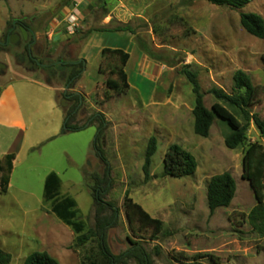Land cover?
<instances>
[{
	"label": "rangeland",
	"instance_id": "obj_1",
	"mask_svg": "<svg viewBox=\"0 0 264 264\" xmlns=\"http://www.w3.org/2000/svg\"><path fill=\"white\" fill-rule=\"evenodd\" d=\"M240 13L264 18V0H252L239 10L203 0H0V37L14 21H21L35 36L34 56L42 64L75 63L80 57L86 63L81 77L68 89V70L34 68L38 73L34 76L26 69L28 63L16 56L20 49L0 53V63L6 67L0 82L12 81L26 123L10 190L0 195V249L11 256L9 264H23L35 251L47 252L58 264H82L97 252L95 240L78 244V235L50 214L49 202L43 201L44 176L55 171L68 188L61 194H69L77 203L75 221L85 225L84 232L94 225L90 178L104 173L94 148L98 122L65 135L63 128L61 135L46 140L57 127L51 104L63 88L64 93L81 97L78 124L102 115L106 125L99 142L110 166L106 200L119 212L118 226L108 231L112 254L126 251L132 240L152 254L155 264H264V230L253 228L247 219L256 201L249 183L241 178L248 143L264 145V139L250 123L245 143L229 150L224 145L229 130L217 118L207 138L196 136L194 98L181 74L185 66L197 73L208 109L215 100L206 92L216 87L231 93L237 70L244 71L254 86L264 87V39L242 29ZM70 14L75 15L72 25L67 21ZM103 48L129 55L124 69L129 89L124 95L116 96L105 86L114 60L101 54L98 63L94 60ZM62 95L57 106L67 111L73 102ZM227 108L244 123L234 109ZM251 112L264 120V95ZM151 136L157 139V151L151 179L144 183L141 166ZM36 142L37 148L30 151ZM172 144L195 157L198 165L193 175L162 176L163 156ZM224 172L235 180V196L229 207L210 216L207 184ZM126 192L163 222L157 240H150V230L137 237L130 231L123 208Z\"/></svg>",
	"mask_w": 264,
	"mask_h": 264
},
{
	"label": "trees",
	"instance_id": "obj_2",
	"mask_svg": "<svg viewBox=\"0 0 264 264\" xmlns=\"http://www.w3.org/2000/svg\"><path fill=\"white\" fill-rule=\"evenodd\" d=\"M212 5L227 7L232 10L244 8L252 0H203ZM239 22L242 29L252 37L264 39V18L255 13H240ZM113 58L112 64L108 67L110 77L105 81L108 91L116 96L127 93L129 85L125 66L129 55L121 49L103 48L101 58ZM47 69L58 66L68 70L65 86L70 89L73 83L81 77L85 71L86 63L84 60L78 62H50ZM77 66V67H76ZM99 72L103 73L101 66ZM181 74L191 86L194 98L192 109L193 132L196 136L207 138L215 118L223 122L229 133L224 138V145L229 150H235L242 146L246 139L248 125L253 123L259 133L260 138L264 139V120L256 113L251 112V107L264 95V87L254 86L249 76L242 70H237L232 76L231 93L223 89L213 87L206 93L214 98V103L208 109L204 105V93L198 81L197 73L185 66L181 69ZM73 102L72 106L66 111L64 119V130L66 132H77L98 122L97 134L94 139L96 155L104 165L102 177L91 176L93 185L90 187V196L93 202L94 225L87 232H84L85 225L80 221H75L77 217V203L71 197H60V179L51 172L47 175L44 182L43 201L50 202V212L53 213L62 223L69 226L77 234V243L84 244L87 241L95 240L97 252L87 256L82 264H126L132 260L135 264H155L152 254L149 253L140 242L129 240V248L121 254H112L108 243V231L116 228L119 222V212L112 201L106 200V195L111 186L110 166L104 156V151L99 145L100 139L105 130V122L102 115H95L85 123L78 124L76 113L81 103L78 94L63 95ZM110 97L105 96L108 100ZM227 107L234 109L242 118L243 122L236 117ZM157 151V139L151 136L147 141V146L143 156L141 172L143 182L151 179L150 170L152 157ZM14 154H8L0 161V195L7 193L12 172ZM195 157L178 144L170 145L162 161V176L173 179H182L194 174L197 169ZM241 178L249 183L253 191L256 206L247 215V219L253 228L264 230V145L259 142L248 143L242 156ZM236 192V183L229 172L214 175L207 184L206 203L209 215L212 216L217 209L227 208L231 204ZM123 208L130 231L137 237L138 233L150 230V240H157L158 235L163 230V222L152 217L138 203L133 201L127 194L123 198ZM139 236V235H138ZM139 238V237H138ZM156 250L154 255H158ZM182 256V254H178ZM178 260V258H175ZM11 256L0 249V264H9ZM23 264H58L57 261L45 251H35L29 254Z\"/></svg>",
	"mask_w": 264,
	"mask_h": 264
},
{
	"label": "crops",
	"instance_id": "obj_3",
	"mask_svg": "<svg viewBox=\"0 0 264 264\" xmlns=\"http://www.w3.org/2000/svg\"><path fill=\"white\" fill-rule=\"evenodd\" d=\"M100 54H101V50L99 51L96 58L94 59L97 61V63H98V60L100 59ZM81 58L82 57H80V60H84ZM37 74L38 73H36V71H34V73L32 72V75L34 76H38ZM61 94H64V88L58 91L57 100H54L51 104V109L53 112L54 120L55 122H57V127L53 133L48 135L46 140H52L56 138L58 135H61L60 130H62L64 126L66 110L65 109L61 110L57 106V103L60 100ZM192 127H193V124H192ZM7 130H9V132H6ZM25 130H26L25 113L22 108L21 102L18 98V95L15 91V88L12 84V81L0 82V161L3 159L4 156L8 154L15 155V159L12 164L13 167H12V172L10 175V181H9L7 193L11 187V178L15 170L16 163L18 161V156L21 153V150L23 149V146L25 143V140H24ZM10 131H13V132H10ZM67 133L68 132H64L62 133V135H65ZM37 142L36 144L32 143L28 149L30 151L35 150L39 144ZM51 172L55 173L60 179V197H70L69 194H61V191L63 190L68 191L67 190L68 188L64 187L60 176L55 171L51 170L50 172L46 173V175L44 176V182H45L47 175ZM49 212H50V202H49ZM50 214L54 215L51 212ZM54 217L56 216L54 215ZM56 219L58 218L56 217Z\"/></svg>",
	"mask_w": 264,
	"mask_h": 264
},
{
	"label": "flooded vegetation",
	"instance_id": "obj_4",
	"mask_svg": "<svg viewBox=\"0 0 264 264\" xmlns=\"http://www.w3.org/2000/svg\"><path fill=\"white\" fill-rule=\"evenodd\" d=\"M22 29L26 31V39L23 36ZM36 39L34 34L30 31V29L21 21H14L9 29L2 34L0 37V53L9 52L13 49H20V54H16V56H21V60L23 64L28 63L27 70L30 72H34L37 69H42L44 71L47 70V64H42L35 56L34 53L36 51ZM0 65H3L0 63ZM36 70H35V69ZM6 67L0 69V74H3ZM65 94V93H64ZM63 94V95H64ZM62 95V96H63Z\"/></svg>",
	"mask_w": 264,
	"mask_h": 264
},
{
	"label": "water",
	"instance_id": "obj_5",
	"mask_svg": "<svg viewBox=\"0 0 264 264\" xmlns=\"http://www.w3.org/2000/svg\"><path fill=\"white\" fill-rule=\"evenodd\" d=\"M22 33H23L24 38L26 39V31H25L24 29H22ZM2 67H3V65H0V69H1ZM62 106H65V104H64V99H62ZM62 133H64V131H63Z\"/></svg>",
	"mask_w": 264,
	"mask_h": 264
},
{
	"label": "built area",
	"instance_id": "obj_6",
	"mask_svg": "<svg viewBox=\"0 0 264 264\" xmlns=\"http://www.w3.org/2000/svg\"><path fill=\"white\" fill-rule=\"evenodd\" d=\"M68 23L70 24V25H72L73 24V22L75 21V17L73 16V15H71V16H69L68 17Z\"/></svg>",
	"mask_w": 264,
	"mask_h": 264
}]
</instances>
